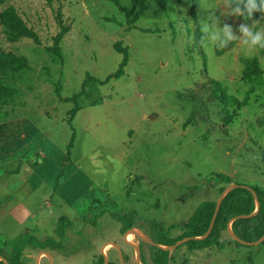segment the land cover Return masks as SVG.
<instances>
[{
    "label": "rangeland",
    "instance_id": "1",
    "mask_svg": "<svg viewBox=\"0 0 264 264\" xmlns=\"http://www.w3.org/2000/svg\"><path fill=\"white\" fill-rule=\"evenodd\" d=\"M192 6V0H0V14L14 10L40 37L38 45L11 42L0 24V48L30 65L0 131V253L10 256L11 241L26 231L59 241L64 217L63 248L28 247L22 264H35L41 251L53 264H98L109 241L126 264H138L116 217L133 218L150 238L157 227L176 239L197 207L215 202L229 185L216 175L264 189V50L238 41L226 50L202 44L200 23H211L214 12L221 27L239 34L242 23L264 27V15L245 20L229 15L224 0H197L198 32ZM60 33L58 58L49 49ZM116 43L128 49L124 74L91 93L98 105L73 114L87 76L104 81L118 70L123 56ZM253 57L263 74L247 81L242 61ZM213 80L227 96L242 102L248 95V102L223 107ZM227 113L235 116L225 125ZM97 208L104 214L93 222ZM130 237L140 248L139 264H157L158 251ZM224 239L223 249L183 243L163 264H264V246H237L227 233ZM104 255L120 264L113 246ZM39 264H50L48 257Z\"/></svg>",
    "mask_w": 264,
    "mask_h": 264
},
{
    "label": "trees",
    "instance_id": "2",
    "mask_svg": "<svg viewBox=\"0 0 264 264\" xmlns=\"http://www.w3.org/2000/svg\"><path fill=\"white\" fill-rule=\"evenodd\" d=\"M135 2V1H134ZM144 0H141L143 4ZM197 0H192V17L195 22V26L200 32V23L196 14L194 13L195 4ZM129 15V13H128ZM264 13L257 12L253 15L251 19H260ZM0 24L6 29L8 39L11 42H17L21 39L32 40L35 44H40V37L37 32L27 25V23L12 9L5 10L0 14ZM62 39V34H58L54 39L52 47L49 49L52 54L56 57H60L61 49L59 47ZM228 47L224 48L225 50ZM114 49L122 54L123 60L119 65L118 70L110 75L106 80L100 81L94 77L87 76L83 83L82 91L79 95L73 98L75 108L73 114L79 111L81 106H95L98 105L100 100L93 99L91 93L97 91L100 86L105 85L109 80L113 78H119L124 74V68L128 63V49L122 48L119 43L114 45ZM243 63V79L250 81L254 77H259L263 74V70L260 68L259 61L256 57L245 59ZM30 65L25 57L20 56L12 51H5L0 48V131L2 130V125L9 121L10 114L5 111V107L14 103L15 99L21 94L20 90L17 89L16 83L20 75L28 71ZM212 90L216 96V100L223 106L227 107L230 105L242 107L248 102V95L245 99L240 102L233 96H227L222 88V85L218 81H211ZM81 103V104H80ZM234 114H225V125L232 122ZM71 148V146H69ZM70 153L68 152V155ZM69 158V157H68ZM216 178L221 180L223 184H229L230 181L227 176L216 175ZM225 188V187H224ZM221 189V192L223 189ZM257 193L260 200V210L257 216L251 219H240L236 220L232 227L235 234L244 241L254 242L257 241L264 234V189L252 188ZM216 202V201H215ZM215 202L206 201L201 203L192 216L189 218L188 222L184 225L185 232L182 237H196L204 235L210 225L212 216L214 213ZM255 210V201L250 191L238 188L230 193H228L222 201L220 206L215 225L210 233V235L203 241L186 242L191 249L194 250H204V249H223L226 245L224 239V234L227 233L226 226L227 222L236 216L247 215ZM93 222H95L101 215L104 214V210L97 208L96 210L91 209ZM115 216V215H114ZM116 217V216H115ZM116 219L122 224L123 232L134 226V219L127 216H118ZM68 222L64 217H61L57 224L56 236L59 238L57 241L54 237H48L43 240L34 236L30 232H22L17 235L11 241V253L10 256L0 253L4 256L9 264H22V258L26 248L31 247L37 250L49 249L51 251H56L62 249V242L66 236V228L68 227ZM158 232L151 237V239L160 245H171L177 239L168 237V233L158 229ZM228 234V233H227ZM237 246H243L232 240ZM264 246V242L260 244ZM172 253H161L155 252L154 257L157 264H163L169 258ZM2 264V262H0ZM98 264H103V261L99 259Z\"/></svg>",
    "mask_w": 264,
    "mask_h": 264
},
{
    "label": "water",
    "instance_id": "3",
    "mask_svg": "<svg viewBox=\"0 0 264 264\" xmlns=\"http://www.w3.org/2000/svg\"><path fill=\"white\" fill-rule=\"evenodd\" d=\"M152 118V117H151ZM238 188H243V189H246L248 191L251 192L253 198H254V201H255V210L250 213V214H247V215H239V216H236L234 218H231L228 222H227V226H226V231L228 233V235L232 238V240H234L235 242L243 245V246H250V247H256V246H259L261 243L264 242V234L257 240V241H254V242H247V241H244L242 240L241 238H239L234 230H233V223L236 221V220H240V219H251L255 216L258 215L259 213V210H260V200L257 196V193L255 192V190H253L251 187H247V186H242V185H237V184H230L228 186H226L223 191L220 193V195L218 196L216 202H215V208H214V213H213V216H212V220L210 222V225H209V228L207 230V232L202 235V236H196V237H181L179 239H177L174 243H172L171 245H160V244H156L150 237H148L141 229H139L138 227H131L127 230H125L122 234V237H123V240L125 242V244L129 247H131L132 249H134V251H136V260H137V263L139 264L140 263V259H141V251H140V248L136 247L134 244L132 243H129L127 240H126V236L127 234H133L135 235L136 237H138L142 242H144L147 246L153 248L154 250L158 251V252H161V253H171L173 252L174 250H176L180 245H182L183 243H186V242H189V241H195V242H200V241H203L205 240L211 233L214 225H215V222H216V219H217V215H218V212H219V209H220V206L222 204V201L223 199L225 198V196L230 193L231 191L235 190V189H238ZM107 245H111L113 246L114 248H116V250L118 251V254H119V258H120V264H126L125 262V258H124V255L122 253V250L120 248V246L115 243V242H112V241H109V242H106L104 243L101 248H100V259L103 261V264H109L108 262V259L105 257L104 255V249ZM42 255H46L49 259V263L50 264H53V260H52V256L51 254L48 252V251H41L38 256L36 257V260H35V264H39V261H40V257ZM0 262H2L3 264H9L7 259L0 255Z\"/></svg>",
    "mask_w": 264,
    "mask_h": 264
},
{
    "label": "clouds",
    "instance_id": "4",
    "mask_svg": "<svg viewBox=\"0 0 264 264\" xmlns=\"http://www.w3.org/2000/svg\"><path fill=\"white\" fill-rule=\"evenodd\" d=\"M224 6L228 8L229 15L251 19L257 12L264 13V0H224ZM209 21H201V43L211 42L217 47L226 48L233 42H239L242 46L251 49L264 50V27H257L261 23L256 21L251 26L242 23L236 34L233 27L227 23L220 26L219 17L213 12Z\"/></svg>",
    "mask_w": 264,
    "mask_h": 264
},
{
    "label": "bare ground",
    "instance_id": "5",
    "mask_svg": "<svg viewBox=\"0 0 264 264\" xmlns=\"http://www.w3.org/2000/svg\"><path fill=\"white\" fill-rule=\"evenodd\" d=\"M130 235H131V234H127V236H126V240H128V241L133 240V237H132V236L130 237ZM129 237H130L131 240L129 239Z\"/></svg>",
    "mask_w": 264,
    "mask_h": 264
}]
</instances>
